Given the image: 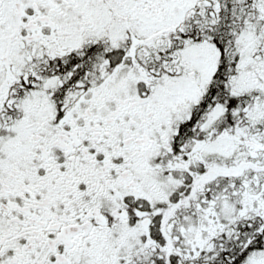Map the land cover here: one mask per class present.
I'll use <instances>...</instances> for the list:
<instances>
[{
    "label": "snow or ice",
    "instance_id": "obj_1",
    "mask_svg": "<svg viewBox=\"0 0 264 264\" xmlns=\"http://www.w3.org/2000/svg\"><path fill=\"white\" fill-rule=\"evenodd\" d=\"M0 264H264V0H0Z\"/></svg>",
    "mask_w": 264,
    "mask_h": 264
}]
</instances>
